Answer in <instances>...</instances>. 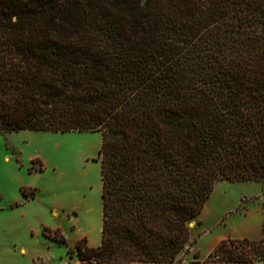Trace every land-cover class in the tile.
<instances>
[{
    "label": "trees",
    "instance_id": "1",
    "mask_svg": "<svg viewBox=\"0 0 264 264\" xmlns=\"http://www.w3.org/2000/svg\"><path fill=\"white\" fill-rule=\"evenodd\" d=\"M23 130L102 132L79 264L180 261L217 182L264 181V0H0V133ZM210 259L257 264L264 239Z\"/></svg>",
    "mask_w": 264,
    "mask_h": 264
},
{
    "label": "crops",
    "instance_id": "2",
    "mask_svg": "<svg viewBox=\"0 0 264 264\" xmlns=\"http://www.w3.org/2000/svg\"><path fill=\"white\" fill-rule=\"evenodd\" d=\"M19 132H23V134L29 138L25 140L29 145H31V142L36 141V138L52 139L57 135H63V138L66 139L63 146L65 145V148L70 152L76 150V146H74L76 143L80 144V146L77 147L78 151L84 149L91 141L95 142L97 149H99L103 142L102 132L99 131L52 132L23 130ZM12 133L15 132H11L10 134ZM29 145L23 144L19 146L20 151H24L25 147ZM57 145L60 147L62 144L57 143ZM53 151L56 153V145H54ZM33 157L46 162L47 166H45V170L49 168L52 170V180L41 189L39 188V191L33 197H16L10 201L9 205L4 207V209L8 210L6 214L10 218L11 225L6 229H8L11 234V240L9 243L0 244V264H25L28 261H32L35 264H56V256H51L48 252H42L37 249L39 245L37 244V240L40 236L44 235H46L44 237L47 239L49 248H56V242L67 245V254L72 248H76L77 244L83 239H86L88 246L92 248H96L102 243V163L92 159L90 156L83 155L81 156V167L78 169L76 167L79 172L80 170L86 169L90 162H98L100 168L101 182L97 195L99 197V214L98 219L93 221L92 215H95L94 211L96 206H94L91 198L89 200L87 199L85 202V197L88 195V190L85 189L86 186H81L79 184L75 185L72 181H64V190H62L63 198L59 197L58 189H56V171L60 172L58 176L66 175L68 173L65 171L66 168L56 166V163L49 165L47 159L41 157V153L39 152H36ZM74 170L75 168L72 169L69 176L74 175ZM90 197H93V195ZM61 200H65L66 202L64 204L59 203ZM247 200L248 197H240L234 206L229 208H224V201L220 204L218 207L219 214L216 216V222L214 224L219 225L224 222V230L219 235L212 238L213 240L208 248L204 247V241L208 237L207 232L212 228L211 226L201 227L203 219L196 217L191 222L192 236L195 240L194 249L191 252L189 251L190 253L187 252L188 257L182 264H251L250 262H227L218 259H210V254L223 240L244 238L255 240L264 239V206L260 207L261 213L258 216H251L250 208L248 203H246ZM80 204L83 205L82 209ZM89 214L91 215L92 221L87 219V215ZM19 223L22 224L19 225ZM57 230L60 231L66 243H61L56 240L54 236ZM19 238H24L25 242H21ZM31 247L34 248V250H32ZM196 252H198L199 258L196 257ZM66 263L79 264L80 259L75 257L72 259L71 263H68L66 257H64L58 264ZM133 264L155 263L135 262ZM257 264H264V261L258 262Z\"/></svg>",
    "mask_w": 264,
    "mask_h": 264
},
{
    "label": "rangeland",
    "instance_id": "3",
    "mask_svg": "<svg viewBox=\"0 0 264 264\" xmlns=\"http://www.w3.org/2000/svg\"><path fill=\"white\" fill-rule=\"evenodd\" d=\"M63 137V135H57L52 139L36 138V141L31 142V145H29L25 141L29 138L23 132L0 133V244L9 243L11 240V234L6 229L11 225L10 218L6 214L8 210L4 207L9 205L10 201L16 197H33L39 191V188L41 189L52 180L53 172L50 168L45 170L46 162L33 157L36 152L41 153V157H45L49 165L56 163V166L66 168L65 171L68 172L66 175L58 176L60 172L56 171V189H58L59 197L63 198L64 181H72L75 185L86 186L85 189L88 190V195L85 197V202L90 198L93 200V204L96 206L95 215H92L93 221L98 219L99 197L97 195L101 182L98 162L101 163L99 152L102 143L100 148L97 149L96 143L91 141L84 149L78 151L77 147L80 144L76 143L74 145L76 150L70 152L65 148V145L63 146L66 140ZM57 143L62 145L58 147ZM23 144L29 146H26L24 151H20L19 146ZM54 145H56V153L53 151ZM83 155L90 156L98 162H90L86 169L78 172L77 169L81 167L80 162H82L81 156ZM74 168V175L69 176ZM24 190L27 195H25ZM92 195L93 197H90ZM240 197H248L246 203L250 208V215L258 216L261 213L260 207L264 206V181H220L215 184L211 198L207 201L203 212L198 216L203 219L201 227L211 226L212 228L207 232L208 237L204 241L205 248L210 247L212 238L224 230V222L219 225L214 224L216 216L219 214L218 207L220 204L224 201V208L233 207ZM62 200L59 203L64 204L66 201ZM80 206L82 209L83 205L80 204ZM90 216V214L87 215V219L92 221ZM21 224L19 223V225ZM196 227L198 228L197 225ZM44 236H40L37 240V244H39L37 249L48 252L51 256H56V264L60 263L64 257H66L68 263H71L75 257L79 258L77 248H72L67 254V245L65 244L56 242V248H49L47 239ZM19 240L25 242L24 238H19ZM31 249L34 250L32 247ZM193 249L194 246H191L189 251L191 252ZM187 257L188 253H185L180 261L173 264H182ZM25 264L35 263L28 261Z\"/></svg>",
    "mask_w": 264,
    "mask_h": 264
}]
</instances>
